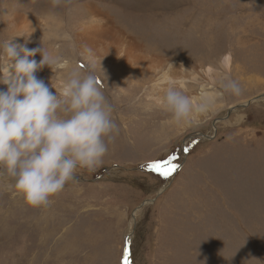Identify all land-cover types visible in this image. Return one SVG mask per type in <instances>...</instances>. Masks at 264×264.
Segmentation results:
<instances>
[{
	"label": "rangeland",
	"instance_id": "obj_1",
	"mask_svg": "<svg viewBox=\"0 0 264 264\" xmlns=\"http://www.w3.org/2000/svg\"><path fill=\"white\" fill-rule=\"evenodd\" d=\"M28 1L20 6L34 19L46 11L60 17L57 37L48 45L56 61L77 58L86 73L93 70L74 40L77 24L86 20L85 3L110 13L171 62L218 64L219 70L203 88L211 93L210 103L188 121H176L138 88L119 110L144 98L154 111L134 117L125 109L122 124L114 110L113 120L124 129L106 141L102 162L94 170L77 168L75 179L48 205L26 204L13 195L9 178L0 176V264H121L125 240L131 264H264V97L251 100L264 93V0H170L162 7L160 0ZM16 3L0 0V14ZM39 4L49 8L39 11ZM9 26L0 16V42L45 46L38 38L44 29L18 37ZM229 53L232 65L225 72L221 60ZM104 56L98 67L117 68L132 81L96 72L107 101L116 93L114 82L127 88L142 81ZM169 157L182 164L172 177L147 167Z\"/></svg>",
	"mask_w": 264,
	"mask_h": 264
},
{
	"label": "clouds",
	"instance_id": "obj_2",
	"mask_svg": "<svg viewBox=\"0 0 264 264\" xmlns=\"http://www.w3.org/2000/svg\"><path fill=\"white\" fill-rule=\"evenodd\" d=\"M37 53L39 61L30 59ZM54 62L41 47L30 50L12 38L0 42V85L7 86L0 88V176L34 207L48 205L77 168L94 170L108 151L106 141L119 132L94 71L73 70L57 94L36 75ZM159 86L155 104L178 122L190 120L191 99L171 81Z\"/></svg>",
	"mask_w": 264,
	"mask_h": 264
},
{
	"label": "bare ground",
	"instance_id": "obj_3",
	"mask_svg": "<svg viewBox=\"0 0 264 264\" xmlns=\"http://www.w3.org/2000/svg\"><path fill=\"white\" fill-rule=\"evenodd\" d=\"M136 1L140 2L141 0H136ZM257 1L259 0H256L255 2ZM16 2L17 3L11 12L2 9L3 12L0 14L1 20L3 23L4 22H6L7 24L10 23L9 29L7 31L12 35H17L18 37H22L24 35L33 36L34 33L37 32L36 30L38 28H42L46 31V32L42 31L40 32V34H38L39 42L41 43L45 42V46L42 45L40 47L46 49L54 58L55 62L51 64V67L57 65L56 68L58 69L57 70L52 69L50 71L49 70L50 67L45 66L41 70H39L36 73V75L38 76V78L43 79L45 83L49 84V86L53 88L52 91H56L57 94H60V92L62 91L64 81L70 72H72L73 70H79L82 73H86V71H84L81 67L77 65V58H75L73 61L64 60L62 62H57L56 52L51 51L50 50L51 48L48 49V45L51 39H55L57 37L56 33L58 29H60L59 16H57L58 19L56 17L54 18V16H52L53 14L49 13L50 11H46L47 12L46 16L41 15L42 19L36 20L33 18L35 14L30 16L29 14L25 13V11H23V8L20 6L22 0H16ZM170 2H171L170 0H160V4L158 5L159 7L160 5L162 7V6H166ZM39 6H40L39 11H44L43 8L46 5L39 4ZM84 6L86 11V20L84 22H80L79 24H77L76 30H74L75 31L74 40L77 47L84 50L86 56L85 59L90 64L91 66L90 68H92L95 74L96 72L104 71V73L108 76L109 79H111L110 78L111 75H114L116 78H118L120 81L124 83L125 82L131 83L132 81L131 80L128 81L127 76L124 75V73L121 72L119 69L115 68L114 71L110 70L111 72H109V70L106 69L104 70L103 67L101 68L97 66V63H100L101 60L100 58H103V56L107 54L109 56L108 60L110 64L112 65L118 64L127 73H131L130 75H133L134 78L139 76L142 79V81L137 83L138 84L137 87H134L135 85H131V86L129 85L126 88V87H122V85H120L119 83L116 82L113 83L116 85L115 87L116 93H113L112 99H110V101H107L112 108V112L114 110H119L121 108L120 107L121 104L122 103L124 104L125 101L128 102L130 98L132 99V97H136L138 88L140 89V91L142 87L143 89L145 88L146 89L145 97L153 98L155 100V97L161 94V87L159 86V82L171 81L179 90H181L185 95H187L191 99L193 104V111H192L193 119H196L198 116H201V114L204 111L203 105L204 106L208 105L212 98L211 93L206 92L205 89L203 88L205 84H213V82L217 78L218 76L217 70H219V67L217 66L218 64L217 65L209 64L208 66L206 65L204 67L203 64L200 65L197 64L196 62L189 64L181 59H175L173 62H171L170 59L167 58V56L166 57L164 56L165 54L164 55L161 54L160 52L157 51L156 48L152 47L151 43L145 42L144 40L139 38V35L137 36L135 34L136 36H133L130 32H128L125 29L126 26L123 27L121 24H117L116 22L111 20L110 13L108 14L105 11L100 10L94 4L85 3ZM46 7L49 8L48 6ZM151 9L152 8H146L145 11ZM208 9L211 10L212 8L208 7L207 11ZM169 11L171 12V10ZM260 14L261 16H264L262 15V12ZM147 16H145V18ZM149 18L147 21H150ZM18 45H23L30 50L36 49L35 48L36 44H33V42H29V41ZM117 55H121L124 57L118 58ZM40 58L41 57L39 53H37L34 57H30V59H36L37 61H39ZM231 65H232V56L229 53L225 55L221 60L220 69L227 72L230 70ZM108 78L106 76L102 77L103 82L108 83V81H110ZM163 86L167 87V83H165ZM6 87L7 86L4 85V88ZM104 95L105 97L107 96L105 93ZM125 109L126 112L128 113L127 115H132V116H134V113L142 116L143 115L146 116L152 113V111H154L151 107L150 100H146L144 98L143 99L137 98L133 106L129 105V108H123L122 110L118 111L117 117L122 124L125 123L123 118L126 117L122 118L121 113H125L124 111ZM142 116L139 117L140 120ZM121 129L123 130L124 128ZM121 131L119 130L118 133H120Z\"/></svg>",
	"mask_w": 264,
	"mask_h": 264
},
{
	"label": "snow or ice",
	"instance_id": "obj_4",
	"mask_svg": "<svg viewBox=\"0 0 264 264\" xmlns=\"http://www.w3.org/2000/svg\"><path fill=\"white\" fill-rule=\"evenodd\" d=\"M185 151H187V149H185ZM174 159V157H169L167 160L152 161L147 164V167L150 170L159 173L161 176L169 177L178 167V165L172 163V160ZM128 244L129 241L126 240L121 258V264H131Z\"/></svg>",
	"mask_w": 264,
	"mask_h": 264
},
{
	"label": "water",
	"instance_id": "obj_5",
	"mask_svg": "<svg viewBox=\"0 0 264 264\" xmlns=\"http://www.w3.org/2000/svg\"><path fill=\"white\" fill-rule=\"evenodd\" d=\"M260 97H264V93L263 94H261V95H259V96H257V97H255V98H253V99H251V100H254V99H257V98H260ZM251 100H249V101H247V102H245V103H242V104H239V105H236V106H232V107H230L229 109H228V111H227V113H229L231 110H233L235 107H238V106H246ZM214 122V121H213ZM193 137V135L192 136H189V138H192ZM206 138H211V137H208V136H205ZM185 147V143L183 142V148ZM183 154H186L185 153V150L183 151ZM183 157H185V155L183 156ZM181 165L182 164H179L178 165V167L176 168V170H175V172L181 167ZM173 176V175H172ZM171 176V177H172ZM139 208V207H138ZM132 217H134V214L132 215ZM126 241V240H125Z\"/></svg>",
	"mask_w": 264,
	"mask_h": 264
}]
</instances>
